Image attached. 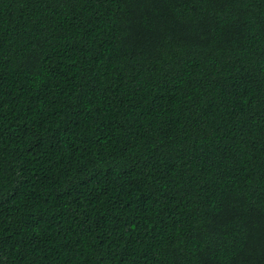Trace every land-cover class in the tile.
<instances>
[{
    "label": "trees",
    "instance_id": "obj_1",
    "mask_svg": "<svg viewBox=\"0 0 264 264\" xmlns=\"http://www.w3.org/2000/svg\"><path fill=\"white\" fill-rule=\"evenodd\" d=\"M0 264H264V0H0Z\"/></svg>",
    "mask_w": 264,
    "mask_h": 264
}]
</instances>
